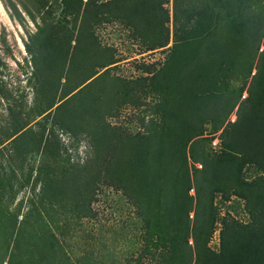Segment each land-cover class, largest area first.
I'll use <instances>...</instances> for the list:
<instances>
[{"label": "trees", "instance_id": "1", "mask_svg": "<svg viewBox=\"0 0 264 264\" xmlns=\"http://www.w3.org/2000/svg\"><path fill=\"white\" fill-rule=\"evenodd\" d=\"M27 1L36 26L25 43L34 70L23 69L34 79L32 107L6 88L0 53V264H66L54 240L62 216L50 212L74 198L76 215L91 217L99 184L122 190L143 222L132 260L113 264H264V0ZM10 8L23 23L16 5ZM112 20L131 27L145 51L161 49L166 58L160 65L138 63L147 74L139 78L112 73L122 58L97 32ZM56 88L66 98L58 109L70 111L64 121L57 119L73 134L71 146L77 149L83 133L91 137L83 163L71 160L57 134H45L44 118L29 125L52 112L56 101L48 91ZM139 88L157 95L150 107L158 117L135 135L111 127L105 113L118 100L115 94L129 99ZM215 136L221 139L218 151ZM38 155L36 182L46 181V211L20 220L3 208L5 197L27 159ZM245 167L258 175L246 176ZM234 196L245 201L249 221L224 218L215 250L210 242L218 203Z\"/></svg>", "mask_w": 264, "mask_h": 264}, {"label": "rangeland", "instance_id": "2", "mask_svg": "<svg viewBox=\"0 0 264 264\" xmlns=\"http://www.w3.org/2000/svg\"><path fill=\"white\" fill-rule=\"evenodd\" d=\"M24 1L28 2L27 0H0V53L6 64L3 67L4 74L2 75L6 88L15 97L23 95L27 106L32 107L34 96H36V90L33 88L34 79L30 76V72L26 74L23 69L26 71L34 70L35 63L33 65L32 63H28L30 54L27 51L25 43L28 41L29 31H35L36 26L25 11ZM42 1L44 0H41V3H43ZM35 2L36 6H39V1ZM55 2L56 0H48V5H53ZM13 3L22 16H24L23 23L13 16L12 9L10 8ZM169 8H172V2L169 4ZM97 32L100 41L104 45L117 48L119 57L122 60L117 63V66L110 69L112 73L121 77L135 79L142 75H147L138 68V63L155 61L158 62L157 65H160L159 63L166 58V54L161 49L145 51L142 40L134 35L133 29L119 20H112L100 25L97 28ZM3 38H5V43L2 41ZM31 65L33 66V70ZM48 93L51 99L55 98L54 100L56 101L52 112L48 115L45 113L37 117L29 125L34 126L36 121L44 118L48 123L45 134L47 135L52 131L57 134L60 142L68 149V154H71V160L83 163L90 154L89 145H91V137L83 133L77 149L71 146L73 134L69 133L70 131L65 129L57 119L58 117L64 121L70 112L63 113L65 109H58V105L66 99L61 100L63 98L62 88H56L54 91H48ZM134 94L131 98L125 99L120 97L121 92L116 93L115 95L116 97L118 96V100H116L112 110L105 113L106 122L111 127L115 129L120 127L132 135L146 132L151 119L158 117L153 112L152 107H150V104L153 105L157 99L154 91L151 89L144 91L143 88H139ZM247 94L248 92L245 97ZM92 101L93 98L87 100L86 103H91ZM2 103L0 101V104ZM45 103V97L41 96L39 105L42 106ZM96 103L99 108L101 104L99 102ZM73 104L75 110H80L83 105L82 101L78 99ZM25 110L28 112V108ZM236 119L237 114H233L231 120L235 121ZM214 140H217L216 143H214ZM214 140L212 142L213 149L218 151L221 148V139L219 136H215ZM40 161L41 157L39 155L36 160L34 156L27 159L24 163L25 171L24 173H19V182L14 187V191L9 192L5 197L7 207L3 205V208H8V210L20 214V220L23 215L27 214V216L32 217L36 216L37 211H46L42 198L44 183L46 181L41 178L36 182ZM31 167L34 168V173L28 179ZM245 174L248 177L258 175L247 167H245ZM259 176L264 177V170L260 171ZM20 185L24 186L20 188ZM192 193H195L194 190H192ZM33 199L35 200L34 202ZM62 201L56 203L55 208L50 214H60L62 216V220H60L62 228L59 230L54 227L56 234L54 240L59 242L61 249H64L65 254L63 257L66 258V264H113L117 261L127 262L133 250V242L139 238L142 232L141 226L143 222L136 217L135 206L127 199L122 190L107 184H99L95 198L91 203L93 213L91 217L84 218L76 215L75 205L78 202L77 199L71 198V200ZM218 207L221 213L210 242L211 247L215 250H218L220 247V231L224 226V218L246 223L250 217L245 201L240 202L236 196L226 203L219 201ZM191 214L193 216V212ZM59 256L60 254H57L55 261L58 262ZM37 257H40V255L38 254ZM39 259L37 258V260ZM130 260L132 259L130 258Z\"/></svg>", "mask_w": 264, "mask_h": 264}, {"label": "built area", "instance_id": "3", "mask_svg": "<svg viewBox=\"0 0 264 264\" xmlns=\"http://www.w3.org/2000/svg\"><path fill=\"white\" fill-rule=\"evenodd\" d=\"M215 141V142H214ZM213 142L216 143L217 140H214Z\"/></svg>", "mask_w": 264, "mask_h": 264}]
</instances>
